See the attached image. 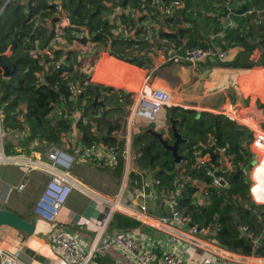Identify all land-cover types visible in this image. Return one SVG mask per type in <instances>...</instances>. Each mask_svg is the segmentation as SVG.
Segmentation results:
<instances>
[{
	"label": "trees",
	"instance_id": "obj_1",
	"mask_svg": "<svg viewBox=\"0 0 264 264\" xmlns=\"http://www.w3.org/2000/svg\"><path fill=\"white\" fill-rule=\"evenodd\" d=\"M179 1L182 6L166 15L152 8L150 0H0V9L3 7L0 12V55L5 57L3 62L8 67L16 66L15 75L9 78L3 76L0 68L2 126L15 132L24 133L27 130L49 144L58 141L69 152L90 145L114 147L115 164L100 165V169L120 177L124 147L120 134L124 130L127 108L133 103V93L111 85L84 83L75 74L64 73L62 62L56 64L54 60H48L45 63L47 66L41 64L34 51L45 47V36L49 34V39L55 36L46 24L55 16H60L68 21L66 35L61 36L66 53L57 50L56 57L70 53L79 55L77 44L68 37L69 31H74L75 38L90 40L109 56L147 69L154 58L165 50L162 38L177 46L174 38L169 36L174 31L175 39L180 36L190 38L192 46L220 49L218 45L226 48L230 43L244 41L233 60L215 57L205 61L208 67H264V17H261L263 21L258 18V10L264 8V0ZM240 3L252 12L242 15L230 13L231 17L238 19L237 26H221L219 21L223 23L221 16L225 9H237L235 7L239 8ZM197 6L200 7L198 11ZM116 7L119 10L114 13ZM147 20L151 24L152 33L149 36L146 34ZM214 26L218 31L223 30L222 37H209ZM45 41L48 42L47 39ZM198 41L200 43L196 45L194 42ZM105 64L107 70L117 76L116 82L126 80L128 69L125 64L107 58ZM38 75H41V81ZM96 96L103 101V106L93 105ZM56 107H62L60 109L67 114L66 118L53 112ZM257 107L264 114V102L257 101ZM169 108V117L177 120V131L186 139L178 149L186 173L207 176L205 168H193V148L198 143H205L210 136L216 139V144L228 147L227 161L232 169L224 173L226 185L210 187L208 197L200 205L195 200V189L184 185L177 194V208L189 214L199 225H215L218 228L215 240L226 249L243 255L264 256V204L257 203L253 198L251 181L242 172L243 168L249 170L254 159L250 150L252 133L222 113L172 105ZM74 112L79 116L73 117ZM261 126L264 130V122ZM74 128L78 139L72 144L64 138ZM133 130L135 167L152 172V180L159 181L153 183L151 189L156 195V203L148 202L150 210L158 213L159 190H175L176 163L171 152L147 128L138 132ZM167 132L165 138L172 142L169 121ZM210 154L212 162H216L218 153L210 151ZM163 211L168 213V208H163ZM112 224L118 228L141 226L137 219L121 214L113 216ZM250 233L252 236H249Z\"/></svg>",
	"mask_w": 264,
	"mask_h": 264
},
{
	"label": "built area",
	"instance_id": "obj_2",
	"mask_svg": "<svg viewBox=\"0 0 264 264\" xmlns=\"http://www.w3.org/2000/svg\"><path fill=\"white\" fill-rule=\"evenodd\" d=\"M168 1V2H164ZM164 3H167L165 6ZM152 8L166 15L172 14L173 10L182 6L179 0H150ZM119 10L115 8L114 13ZM264 12V9H263ZM146 34H151V24L149 20L145 22ZM165 50L168 49L167 58L173 61H185L192 66H197L210 58H224L226 51L217 49L213 46H191L184 53H173L176 49L169 39L162 38ZM172 48V53L169 51ZM164 50V51H165ZM83 53H79L80 59ZM42 77H38L41 81ZM87 83H91L87 81ZM76 92V89H74ZM134 103L128 107L125 118V130L127 133L120 134L124 140L123 147V169L122 179L118 191L111 195H104L102 200L108 207L105 216L96 219L97 231L95 239L92 241L87 250H84L79 245V240L66 231V227L57 223V215L61 206L65 203L69 193L75 185L72 176L73 162L75 155L70 154L65 149L58 146L51 147L46 151V158L51 161V164H45L36 159L28 158L24 152L6 156L3 151V141L1 137L2 124L0 120V162L11 161L17 163H34L36 167L46 170L50 178L44 186L41 194L36 200L34 206L35 215L42 221L51 226L48 237L51 240V246L56 253L69 264H98L93 260L97 253H103L105 250L114 248L118 250L123 261L109 264H125V260H129L132 264H184L185 254H189V248L193 247L200 253V261L198 264H241L235 252L226 249L216 240L218 228L215 225H199L194 222L189 214L177 208V194L184 185L195 189L194 196L198 205L202 204L209 195L210 187H220L226 183L224 173L227 170H232L227 161V146L216 144V139L212 136L205 143H198L193 148L194 164L193 168H205L206 177L192 176L186 173L184 161L176 163V187L175 190H167L161 188L157 194L158 206L157 212H153L148 208V202L153 201V191L149 189L145 182L144 174L134 165L131 166V138L132 127L136 118H142L147 121H155L160 109L164 105H172L175 102L171 99V94L164 89L155 87L148 93L139 91L133 97ZM61 107H56L53 111L57 115L62 114ZM253 111L252 107L243 105H224L219 108L218 113L230 116L238 125L248 127L253 134L250 150L256 160H264V130L261 117L249 114ZM77 112V111H76ZM67 114L64 113L63 117ZM75 117L79 114L75 113ZM1 117V111H0ZM7 131H12L6 128ZM70 138V143L73 142L72 131L67 133ZM76 138V137H75ZM200 147V148H197ZM202 147V148H201ZM114 147H106L101 145L82 146L74 151L79 152V157L83 161H93L98 165L113 166L115 164ZM210 151L218 153L219 157L216 162H212ZM65 170V171H63ZM219 172V175H215ZM135 173L138 178L135 180V185H138V191L141 196L139 211L144 212L150 217L153 223L154 230L159 236H146L141 234L133 227H124L122 229L108 232L111 226L112 218L115 214L139 218L135 210L121 204L120 199L123 196L124 189L127 186L131 174ZM252 176V174H251ZM253 180V177H251ZM152 183H159L158 180H152ZM23 184L17 188L21 189ZM103 195V194H102ZM154 196H156L154 194ZM155 200V199H154ZM264 204V198L262 200ZM168 208V213H164L163 208ZM252 236V233L249 234ZM258 259L261 264H264V256L247 255ZM1 264H19L17 253L0 250Z\"/></svg>",
	"mask_w": 264,
	"mask_h": 264
},
{
	"label": "crops",
	"instance_id": "obj_3",
	"mask_svg": "<svg viewBox=\"0 0 264 264\" xmlns=\"http://www.w3.org/2000/svg\"><path fill=\"white\" fill-rule=\"evenodd\" d=\"M234 4L236 5L237 3ZM260 11L258 10V18L259 21H263L264 19L261 20L262 16L259 14ZM250 12L252 10H248L246 13ZM229 14L221 16L223 23L220 20V25L226 26L227 24L230 27H236L238 19L231 17ZM206 25L209 26L208 24ZM223 33L222 29L218 31L217 27L214 26L209 33V37L215 39L216 37H222L224 35ZM176 40L183 42L186 38L183 39L180 36L178 39L176 37ZM243 43L244 41L230 43L226 48H221L222 46L218 45L220 49L226 51V57L220 59H226L227 61L233 60L235 55L241 50ZM176 45L173 53L178 52L181 54V44L178 42ZM169 51L172 53V48ZM103 54L101 56L97 55L93 60L87 58L88 55L86 54L81 55L78 63H74L77 68L81 67L83 69L78 74L93 77L92 80L98 85H111L123 88L126 91L132 92L133 97L139 91L148 93L152 88H162L171 94V99L175 102L173 106L188 107L196 111L205 110L218 113L222 104L227 106L229 104L249 105V107L253 108L255 114L264 121L263 111L257 107V101L264 102L263 66L247 68L244 66L213 65L208 67L206 64L207 61L197 66L189 65V63L182 60L173 61L175 63L172 65L175 68L172 70L175 73L174 79L170 80L163 78V73L159 74V72H162L165 66L164 64H166L165 61L167 59L170 60L167 58L168 49L161 51L154 58L153 66L151 65L147 69L123 62L109 56L107 53L103 52ZM106 58L125 64L126 69H128L126 72L128 75L126 80H123L122 83L116 82V75H107ZM210 59L212 60L213 58ZM2 60L5 61V57ZM133 76L136 78H133ZM6 128L3 126L1 131L3 151L6 156L23 151L28 158L36 159L50 165L51 161L46 158V151L53 146L65 149L64 144H59L58 141L54 144H49L44 140L38 139L35 135L28 133L27 130L23 133L15 132L14 130L7 131ZM133 129L135 127H132V132ZM72 134L78 138V132L75 128ZM69 153L75 155L71 176L75 181V185L65 203L61 206L56 221L66 227L69 235L75 236L79 240V245L82 249L87 250L95 239L97 231L96 219L105 216L108 211V207L102 198H105L103 197L104 195L111 196L115 194L120 184L118 186L119 179L113 178L109 173L103 172L101 169L99 170L100 165L98 166L97 163L81 160L79 152ZM142 173L145 177L146 172L142 171ZM49 178V173L44 169L36 167L34 163L26 164L7 160L0 162V208L13 211L20 218L34 225V230L31 234H27L25 231L7 224L0 225V250L17 253L18 259L20 260L19 264H69L51 246V240L48 237L51 226L40 220L34 213L36 200ZM120 178L122 179V173ZM21 184H23V187L18 189L17 187ZM138 188V185L134 184V195L131 199H128V203H125L122 199L123 196L120 202L122 205L135 210L139 215V218L135 219L141 222V226L133 227V229H137V231L146 236H159L160 234L151 225L153 221H151L150 217L144 212L139 211L141 196ZM257 194L260 195V201H257V197L252 190L253 198L257 203H262L263 191L260 190ZM153 197L155 199L154 193ZM154 199L151 202L156 203ZM154 206L153 208H155ZM148 208H151L149 204ZM119 229L122 228L113 226L111 222L108 232L112 233ZM188 250L189 254H185L184 264H198L200 261V253L193 247ZM235 254L241 264H261L258 259L251 256L237 252ZM122 257L124 256L118 250L111 248L105 250L103 253H97L93 260L98 264H109L123 261ZM125 264L132 263L129 260H125Z\"/></svg>",
	"mask_w": 264,
	"mask_h": 264
},
{
	"label": "rangeland",
	"instance_id": "obj_4",
	"mask_svg": "<svg viewBox=\"0 0 264 264\" xmlns=\"http://www.w3.org/2000/svg\"><path fill=\"white\" fill-rule=\"evenodd\" d=\"M196 8H197V11H198V9H200V7H198V6ZM194 10L196 11V9H194ZM259 14L262 17H264V12H261V13L259 12ZM240 15H242V14H240ZM46 25L49 26V29H52L54 31L55 36L50 38V39H49V34L47 36H45V38L43 39V41H44L43 46H45V47L44 48H38L36 51H34V55L39 56L40 63L47 66L48 64H45V63H47L48 60H52V61L54 60L56 64H59V62H62L63 65H61V66H64V71H65L64 73L75 74L84 83H87V81L94 83V81L92 80L93 77L88 76V75L82 76V75L78 74L81 71H83V69L81 67L77 68V66L74 65V63L77 64L79 61V57L76 56V54L73 55L72 53H70V55H67V56L66 55L65 56L59 55L58 57L55 56V52L57 50H59V51L61 50V51L65 52V47H63L64 40L61 38V36L66 35V27L68 25V21L65 18H62L60 16H55L53 18V20L51 22H48ZM169 36L171 38H174L176 43L179 42L181 44V51H180L181 54H182V52H184V50H186L189 46H192V44H193V42L192 43L190 42V41H192L191 39H188V40L186 39L183 42L180 40L179 41L176 40L174 31H171ZM68 37H71L73 39V41H75V43L77 44V49H78L77 51H79V53H83L82 51H84V53L86 55H88L87 58L93 60L94 58H96L97 55H100V56L104 55L103 54L104 51L100 48V46L93 44L90 40H85L83 37L75 38V32L74 31H69ZM46 39L48 40V42L45 41ZM175 42H174V44H175ZM194 43L196 45H198L200 43V41L194 42ZM104 53H106V52H104ZM165 63L166 64H164L165 66H164L162 72H159V74L163 73L162 74L163 78L172 80V79H174V73H175L172 70L173 68H175V66L172 64H174L175 62H173L172 59H170V60L167 59L165 61ZM68 70H70V71H68ZM107 72H108L107 73L108 76H112L113 73H111L108 70H107ZM38 77H41V75H38ZM134 77L135 76H133V78ZM133 80H135V79H133ZM87 84H90V83H87ZM169 107H170V105H164L160 109L155 121H153V122L147 121V120L142 119V118H136L134 121V124H133V127H135V131L136 132L142 131L143 129H146L148 127V128L154 129L157 132H161V133H164L167 135L168 134L167 127H168L169 111H170ZM245 107H249V105H245ZM63 114H64V112L62 111V114H61L62 117H63ZM249 114L256 115L254 110ZM72 115H73V117H75L74 116L75 112ZM63 118H66V117H63ZM126 127L124 125V130L122 132V135H123V133L124 134L127 133V131L125 130ZM246 128L252 133V131L248 127H246ZM252 137H253V134H252ZM120 138L123 140L122 137H120ZM69 139L70 138L66 134L64 140L66 142H70ZM77 139L78 138L73 137V142L76 143ZM123 143H124V140H123ZM251 144H252V142L250 143V145ZM131 146H132V138H131ZM132 165L135 166L133 149L131 152V166ZM96 168H98V167H96ZM98 169L100 170V168H98ZM72 171H73V168H72ZM101 171H103V170H101ZM103 172H106V171H103ZM242 172L244 173V175H246L250 179L251 191L252 190L254 191V193L257 197V201H260V195H258L257 193L260 190H262L264 193V160H256L252 167L249 166V170H247V168H245V169L243 168ZM106 173H108V172H106ZM251 174H252V176H251ZM110 175L113 178L119 179V183H118V186H119L121 178L116 177L112 174H110ZM251 177H253V180H254V186L253 187H252L253 181L251 180ZM136 178H138V175H136L135 173H132L130 179L128 180L127 186L124 189L122 199L125 201V203H128V199H131L134 195L133 187H134ZM263 198H264V195H263ZM123 200H122V202H123Z\"/></svg>",
	"mask_w": 264,
	"mask_h": 264
},
{
	"label": "water",
	"instance_id": "obj_5",
	"mask_svg": "<svg viewBox=\"0 0 264 264\" xmlns=\"http://www.w3.org/2000/svg\"><path fill=\"white\" fill-rule=\"evenodd\" d=\"M3 8V7H2ZM0 9V12L2 10ZM249 7L245 4H242L237 9H230L223 12V16H226L229 13H234L237 15L244 14L248 12ZM263 12V9L260 11V13ZM0 68L3 71V76L6 78H9L16 73V66L12 65V67H8L2 60V56L0 55ZM94 106H103L104 103L102 100H98L97 96L93 100ZM176 119H173L172 117H169V128L171 130V134L173 137V141L169 142L167 138H165V134L161 132H157L152 128L147 127V131L156 138L159 143L166 149L169 150L172 154L174 163H177L181 159V155L178 153L179 145L182 142H186V139L177 131L176 128ZM256 159L254 158L250 166L252 167L255 163ZM215 175H219V172H215ZM145 182L148 184L149 189H153V183H152V172H146L145 173ZM263 217L264 214L262 213ZM1 224H7L14 228L21 229L25 231L27 234H31L34 230L33 223H30L22 218H20L15 212L10 211L6 208H0V225ZM264 234V233H263Z\"/></svg>",
	"mask_w": 264,
	"mask_h": 264
},
{
	"label": "bare ground",
	"instance_id": "obj_6",
	"mask_svg": "<svg viewBox=\"0 0 264 264\" xmlns=\"http://www.w3.org/2000/svg\"><path fill=\"white\" fill-rule=\"evenodd\" d=\"M227 183V182H226ZM226 183H224L221 187H224L226 185Z\"/></svg>",
	"mask_w": 264,
	"mask_h": 264
},
{
	"label": "clouds",
	"instance_id": "obj_7",
	"mask_svg": "<svg viewBox=\"0 0 264 264\" xmlns=\"http://www.w3.org/2000/svg\"><path fill=\"white\" fill-rule=\"evenodd\" d=\"M127 110H128V108H127Z\"/></svg>",
	"mask_w": 264,
	"mask_h": 264
}]
</instances>
